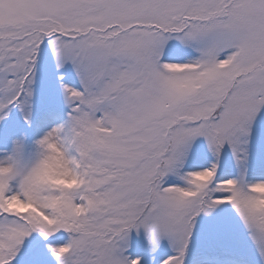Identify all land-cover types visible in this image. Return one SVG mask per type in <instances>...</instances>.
Masks as SVG:
<instances>
[{
    "label": "snow or ice",
    "instance_id": "6c2138e0",
    "mask_svg": "<svg viewBox=\"0 0 264 264\" xmlns=\"http://www.w3.org/2000/svg\"><path fill=\"white\" fill-rule=\"evenodd\" d=\"M0 264H264V0H0Z\"/></svg>",
    "mask_w": 264,
    "mask_h": 264
}]
</instances>
